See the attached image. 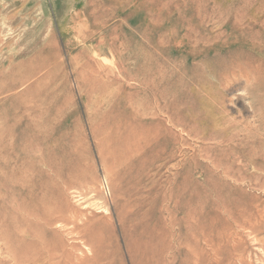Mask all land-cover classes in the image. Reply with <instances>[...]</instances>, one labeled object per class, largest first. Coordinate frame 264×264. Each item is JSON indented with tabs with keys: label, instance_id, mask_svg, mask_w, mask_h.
Masks as SVG:
<instances>
[{
	"label": "rangeland",
	"instance_id": "374dc122",
	"mask_svg": "<svg viewBox=\"0 0 264 264\" xmlns=\"http://www.w3.org/2000/svg\"><path fill=\"white\" fill-rule=\"evenodd\" d=\"M234 42L264 74V0H0V264H264V163L172 124L176 64Z\"/></svg>",
	"mask_w": 264,
	"mask_h": 264
},
{
	"label": "bare ground",
	"instance_id": "6f19581e",
	"mask_svg": "<svg viewBox=\"0 0 264 264\" xmlns=\"http://www.w3.org/2000/svg\"><path fill=\"white\" fill-rule=\"evenodd\" d=\"M203 21H182L181 28L185 30L186 36H192L199 33L197 30H205L206 20L204 23ZM200 40L197 38L194 44L198 45ZM240 44L234 42L232 45H217L218 51L213 50L217 53L205 57L199 64L186 59L175 67L177 77L181 78L176 82L181 87H186L189 83L195 90L196 102L190 104L186 97L173 96L176 107L172 110V124L179 129L181 146L185 147V150L191 149L192 142L198 144L201 149L210 147L207 163H264V154L257 153L253 147L260 142L264 145V101H261L259 95L263 90L260 84L264 80V74L261 67L252 63L251 55L247 56L239 51ZM248 45L251 51L257 49L254 44ZM227 94L230 98H227ZM222 172L230 176L227 171ZM251 232L257 242L264 244V240H259L256 229L253 228ZM233 262L232 264H244V258L240 255Z\"/></svg>",
	"mask_w": 264,
	"mask_h": 264
}]
</instances>
